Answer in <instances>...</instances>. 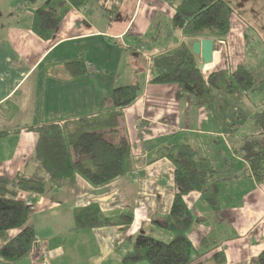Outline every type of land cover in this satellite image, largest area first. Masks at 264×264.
Here are the masks:
<instances>
[{
	"label": "crops",
	"instance_id": "obj_1",
	"mask_svg": "<svg viewBox=\"0 0 264 264\" xmlns=\"http://www.w3.org/2000/svg\"><path fill=\"white\" fill-rule=\"evenodd\" d=\"M17 1L0 0V174L13 176L30 158L38 133L25 127L110 109L111 90L116 86L135 84L137 98L123 109L119 131L112 134V140L123 134L131 144L125 173L101 186L77 175L72 189L49 188L39 195L21 192L31 205L29 223L36 245L27 256L12 263L0 260V264H124L122 256L137 233L145 232L148 225L167 231L163 223L175 189L173 165L158 155L157 147L169 136L200 148V156L229 176L220 183L219 211L203 203L197 191L183 196L193 214L205 218L188 232L193 246L197 248L203 236L218 244L201 259L211 264L213 253L221 251L223 264H257V255L264 248V181L259 184L245 175L247 163L231 151L227 136L239 135L258 110L254 111L248 98L214 89L210 90L209 110L189 94H179L174 83L149 82L152 57L182 44L191 48L202 37L169 30L172 8L164 0H124L118 18L111 23L107 15L100 23L93 13L70 8L52 37L44 39L31 27L32 11L41 2L29 6L24 0ZM226 1L232 7L230 29L214 45L212 61L201 69L203 75L220 68L232 70L238 64L246 66L248 55L253 59L256 49L264 51V0ZM163 13L168 16L172 37L162 40L159 47L153 44L143 49L140 39ZM250 37L254 39L249 41ZM132 40L136 42L131 44ZM251 43L253 50L248 51ZM79 53L86 70L74 75L65 63ZM195 57L200 63V55ZM249 62L255 79L260 76L263 81L264 66L254 67V59ZM215 137L227 143L234 160L242 161L243 171L231 175L229 170L235 168L223 159L226 173L219 168L221 160L208 155L204 140ZM89 203L103 212L130 209L133 220L125 226L74 228L75 210ZM215 214L222 220L217 221ZM17 231L0 232V246ZM151 231L170 238L169 232Z\"/></svg>",
	"mask_w": 264,
	"mask_h": 264
},
{
	"label": "trees",
	"instance_id": "obj_2",
	"mask_svg": "<svg viewBox=\"0 0 264 264\" xmlns=\"http://www.w3.org/2000/svg\"><path fill=\"white\" fill-rule=\"evenodd\" d=\"M35 4L36 0H24ZM124 0H44L32 11V30L44 39L52 37L70 8L84 12L92 10L93 2L105 6L111 23L119 16ZM172 8L171 27L182 36L211 38L214 45L223 40L230 29L232 7L226 0H164ZM74 75L85 72L82 53L65 63ZM195 54L187 44L151 58L149 82L174 83L179 94H189L196 104L212 110L210 90H219L243 97L255 87L254 75L244 64L232 70L220 68L203 75L197 67ZM137 98L135 84L116 86L111 90V108L84 114L67 121L53 120L25 127L38 133L33 152L27 163L9 177L0 174V232L18 231L0 246V260L12 263L27 256L36 245V235L29 223V202L20 196L41 194L49 188L72 189L77 175L93 186L104 185L125 173V163L131 154L129 139L123 134L117 140L123 109ZM254 132L229 134L231 151L247 163L245 175L257 183L264 181V107L252 115ZM157 147L158 155L167 157L173 165L174 192L163 227L170 238L162 240L144 232L137 233L132 245L122 256L124 264L145 261L147 264H207L201 257L216 248V242L203 236L195 248L188 232L205 218L194 215L183 196L197 191L199 199L214 211H219L220 183L228 178L197 154L188 142L165 137ZM133 220L130 209L103 212L89 203L74 212V228L125 226ZM224 255L216 251L211 264H223ZM257 264H264V248L258 253Z\"/></svg>",
	"mask_w": 264,
	"mask_h": 264
},
{
	"label": "rangeland",
	"instance_id": "obj_3",
	"mask_svg": "<svg viewBox=\"0 0 264 264\" xmlns=\"http://www.w3.org/2000/svg\"><path fill=\"white\" fill-rule=\"evenodd\" d=\"M21 1H23V0H20V2ZM43 1L44 0H36L35 3H37V2L43 3ZM23 2H25V1H23ZM26 4L29 5L28 3H26ZM29 6H31V4ZM28 7L25 6V9L30 10V8H28ZM91 7H92V10L90 12H87V13H89V14L93 13L94 16H96V20H99L100 23H102V22L104 23L103 18L105 17V15H107L106 10H105V6L100 2H98V3L93 2L91 4ZM165 16H166L165 13H163L161 15H158L157 18L155 17L154 21L151 23V25L148 29L147 34L144 35L143 38L140 39V41H139L140 46L143 49L150 47L153 44L156 45V47H159V44H162V40H167V39L172 37L171 31H168V25H169L168 19H167L168 16H166V17ZM106 18L108 19V17H106ZM170 23H171V20H170ZM169 30L173 31L174 29L172 27H170ZM177 31L174 30V32H177ZM249 34H250V32H249ZM173 35H174V33H173ZM253 39L254 38L250 37L249 41H252ZM135 42H136L135 40H132L131 44H134ZM138 45H139V43H137L136 46H138ZM251 46H252V43H251V45L248 44V47H249L248 51L253 50ZM127 49H128V52L130 53V55H133L134 51L130 50V46L127 47ZM256 51H258V52H256V54L253 57L254 63H255L254 67H262V66H264V51L261 48L256 49ZM142 57H138V59L140 61H142ZM253 59L250 55H248L246 60H245V62L247 64L246 67L249 68L250 70H251L253 65L250 66L251 64L249 61H253ZM251 72L253 73V71H251ZM254 80H255V87L252 90L248 91L242 98H248L251 107L254 109V111H256V110H262V108L264 107V80L262 81L260 76H258V78H256V79L254 77ZM248 94H250V95H248ZM234 97H238V96H234ZM253 114L254 113H252L250 116V123H247L245 126H243L241 128L239 135H245V134H250V133L254 132L255 128L252 124L253 123V120H252ZM69 120H71V119H67V121H69ZM227 141H228V144L230 145L228 137H227ZM204 143L207 145V147H209L208 155L211 156L212 158L215 157L216 159L221 160L219 163V168H221V169L225 168L223 170L226 171V167H228L227 164H221L224 161L223 159H226L228 161L227 163H229V165H233L232 168L233 167L235 168L234 170L233 169L229 170V173H231V175L235 174V172L238 173L239 171H243L242 169H243L244 165H240L242 161L234 160V158L231 156L230 149H228L227 143L224 142L220 137L219 138L215 137L210 142L204 140ZM198 149L200 150V148H198ZM198 149H197V151L199 153L197 152V154L199 155L201 153V150L199 151ZM230 169H231V167H230ZM226 173H227V171H226ZM208 209H209V207H208ZM215 219L217 221L222 220L217 214H215ZM152 229L157 231L158 233L168 232V231H164V230L159 229V228L152 227L150 225H148L144 230H145V232L149 233V235L153 234L154 235L153 237H156V238H159L162 240H168L169 237H164L161 234L154 233L151 231Z\"/></svg>",
	"mask_w": 264,
	"mask_h": 264
},
{
	"label": "water",
	"instance_id": "obj_4",
	"mask_svg": "<svg viewBox=\"0 0 264 264\" xmlns=\"http://www.w3.org/2000/svg\"><path fill=\"white\" fill-rule=\"evenodd\" d=\"M213 48L214 42L211 38H200L192 42L191 51L201 57V62L197 65L199 69H202L204 64L212 61Z\"/></svg>",
	"mask_w": 264,
	"mask_h": 264
}]
</instances>
